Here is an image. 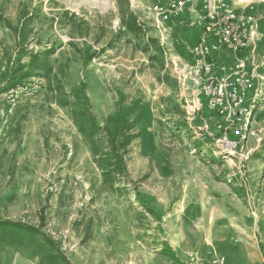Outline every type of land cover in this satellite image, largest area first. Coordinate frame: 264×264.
Returning a JSON list of instances; mask_svg holds the SVG:
<instances>
[{
  "label": "rangeland",
  "instance_id": "rangeland-1",
  "mask_svg": "<svg viewBox=\"0 0 264 264\" xmlns=\"http://www.w3.org/2000/svg\"><path fill=\"white\" fill-rule=\"evenodd\" d=\"M205 1L258 18L229 55L261 101L242 136L193 81ZM168 2L0 0V264H231L240 245L264 249V0H195L162 35L150 8Z\"/></svg>",
  "mask_w": 264,
  "mask_h": 264
},
{
  "label": "built area",
  "instance_id": "built-area-1",
  "mask_svg": "<svg viewBox=\"0 0 264 264\" xmlns=\"http://www.w3.org/2000/svg\"><path fill=\"white\" fill-rule=\"evenodd\" d=\"M194 3L195 0H169L165 5L154 4L150 8L154 21L151 26L162 35L167 33L164 24L179 19ZM197 18L202 32L191 66L194 84L206 105L222 119V128L242 136L261 102L255 76L244 63L228 66L219 56L224 51L238 53L247 49L257 35L258 18L251 10L239 11L213 1H205ZM226 260L225 255L213 253L207 264H228Z\"/></svg>",
  "mask_w": 264,
  "mask_h": 264
},
{
  "label": "crops",
  "instance_id": "crops-1",
  "mask_svg": "<svg viewBox=\"0 0 264 264\" xmlns=\"http://www.w3.org/2000/svg\"><path fill=\"white\" fill-rule=\"evenodd\" d=\"M231 53L232 52H230V51H224L223 53L220 54L219 60L221 62H226V64L228 66H232L233 64H231L229 62V55ZM263 245H264V242H263ZM237 250H238L237 256H236L237 258L236 257L235 258L232 257V255L230 256V258H228V260H229V262L231 264H264V259H262V260L260 259L261 251H264V249L263 250L262 249L261 250H258V251H260V253H258V251H253L252 253H250L248 251H245L242 248V246L240 245L237 248ZM235 252H236V250H235Z\"/></svg>",
  "mask_w": 264,
  "mask_h": 264
},
{
  "label": "trees",
  "instance_id": "trees-1",
  "mask_svg": "<svg viewBox=\"0 0 264 264\" xmlns=\"http://www.w3.org/2000/svg\"><path fill=\"white\" fill-rule=\"evenodd\" d=\"M127 27L130 29V30H132V24L131 23H128L127 24ZM115 138V137H114ZM126 140V142L125 143H123V149H126V147L130 144V142L132 141V137H129V138H126L125 139ZM118 151L119 150H117V149H114V153H115V155L116 156H118ZM118 159H120V160H122V157H120V158H118ZM113 172V171H112Z\"/></svg>",
  "mask_w": 264,
  "mask_h": 264
}]
</instances>
